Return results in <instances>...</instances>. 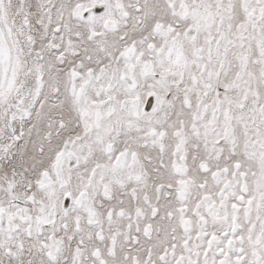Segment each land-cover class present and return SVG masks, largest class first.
I'll list each match as a JSON object with an SVG mask.
<instances>
[{"label": "snow or ice", "instance_id": "obj_1", "mask_svg": "<svg viewBox=\"0 0 264 264\" xmlns=\"http://www.w3.org/2000/svg\"><path fill=\"white\" fill-rule=\"evenodd\" d=\"M0 264H264V0H0Z\"/></svg>", "mask_w": 264, "mask_h": 264}]
</instances>
